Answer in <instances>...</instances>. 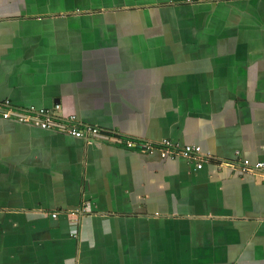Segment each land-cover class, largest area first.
<instances>
[{
	"label": "crops",
	"instance_id": "0c3cea01",
	"mask_svg": "<svg viewBox=\"0 0 264 264\" xmlns=\"http://www.w3.org/2000/svg\"><path fill=\"white\" fill-rule=\"evenodd\" d=\"M56 106L100 135L18 120ZM242 160L264 163V0H0V264H264Z\"/></svg>",
	"mask_w": 264,
	"mask_h": 264
},
{
	"label": "built area",
	"instance_id": "2783aa9c",
	"mask_svg": "<svg viewBox=\"0 0 264 264\" xmlns=\"http://www.w3.org/2000/svg\"><path fill=\"white\" fill-rule=\"evenodd\" d=\"M8 103V102H6ZM58 106L53 111H33L19 117L20 122H27L31 125L46 130H56L61 133H67L76 138H84L85 140H95L100 135L99 129L92 126L76 125L74 118L69 117L66 119L60 118L58 115ZM4 116H7L5 114ZM121 143L129 150H136L143 154H151L154 151L158 152L161 158H174L175 156L184 157L189 163H194L196 169H200L202 164L208 160L202 155L199 146L185 145L180 146L172 143L170 140L163 139L156 143L151 142H139L134 139H122ZM240 166L244 170L259 171L264 174V163L250 164L248 160H242L239 162ZM53 217L55 214L52 215Z\"/></svg>",
	"mask_w": 264,
	"mask_h": 264
}]
</instances>
